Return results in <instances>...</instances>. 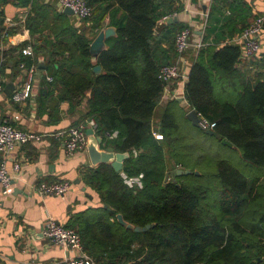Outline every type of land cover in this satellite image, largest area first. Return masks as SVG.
<instances>
[{"label": "trees", "instance_id": "16d2710c", "mask_svg": "<svg viewBox=\"0 0 264 264\" xmlns=\"http://www.w3.org/2000/svg\"><path fill=\"white\" fill-rule=\"evenodd\" d=\"M38 1L19 3L30 5L25 26L44 44L32 39L31 56L21 50L17 56L0 50L2 73L10 63L19 72L21 62L25 67L38 65L36 55L42 54L47 65L38 76L42 97L56 90L58 101L67 100L71 105L84 101L83 119H94L96 134L118 131L109 142L115 150L129 152L122 170L143 173L139 189L127 187L119 171L106 163L83 171L85 184L97 192L102 203L74 215L66 224L80 234L84 252L98 264H262L263 178H248L229 161L218 159L217 182H191L189 174L200 177L202 173L194 174L197 167L187 165L181 129L188 122L194 132L219 142L226 138L240 149L245 161L264 168V63L246 61L256 55L242 58L240 45L233 42L202 45L190 66L183 95L190 108L215 122L218 136L193 126L184 108L179 109L182 116L178 118V110L170 106L177 103L173 99L158 120L162 138H156L151 120L163 91L158 69L176 60L171 31L180 25L166 19L158 25L157 20L182 5H174V0H86L92 14L76 27L70 22L71 15L56 10V0ZM234 1L212 0L207 23L211 18L217 21L213 16L229 7L242 26L247 25L249 4ZM106 15L116 35L105 39L106 48L94 63L89 44L104 27ZM2 16L0 10V43L14 31L2 24ZM230 20L235 19L231 16L227 22ZM28 45L24 43L22 48ZM96 63L101 66L99 73L93 71ZM175 167L192 172L169 174L165 180L166 171ZM117 213L134 226L155 225L135 231L121 225Z\"/></svg>", "mask_w": 264, "mask_h": 264}, {"label": "crops", "instance_id": "0c3cea01", "mask_svg": "<svg viewBox=\"0 0 264 264\" xmlns=\"http://www.w3.org/2000/svg\"><path fill=\"white\" fill-rule=\"evenodd\" d=\"M47 1L39 0L38 2L47 3ZM243 1L250 6L247 9L249 14L247 23L258 13H264V0ZM234 2L238 3V0ZM211 3L212 0H174L173 2L174 5L182 6L178 11L170 13L175 18L167 22L180 24L174 26L171 32L175 34L180 27L189 26L193 36L187 49L180 56H176V60H179L181 76L162 91L159 104L155 108L151 120L154 133H158V120L166 104L171 100L177 101L170 106L178 110L177 116L180 119L182 113L179 109L184 108L187 111L190 108L184 98L183 89L190 66L198 51L194 43L201 41L203 45H206L216 41L233 42L241 47V30L238 29L243 27L241 19L238 16L236 18L235 13H232L233 10L226 7L213 16L218 19L217 21L211 18L207 23ZM238 6L237 9L241 5ZM0 10L3 11L2 24L14 29L13 33L11 32L0 43V50H7L13 56H17L20 55L22 45L28 43L30 46L32 39L37 40L35 42L38 45L44 44L43 40L36 39L37 33L31 35L25 26L26 17L31 12L29 4H21L19 0H6L4 4H0ZM56 10L62 11L58 4ZM245 10L243 8L242 11L245 12ZM71 16L70 22H73L76 27L79 26L80 22L74 15ZM231 16L235 19L233 23L232 20L227 22ZM103 21L104 27L109 25V16L106 15ZM226 22L230 23L229 28ZM158 25H161V22ZM36 56L45 64V57L42 54ZM255 60L258 63H264V32L259 53L254 59L246 61L254 64L252 62ZM10 64L3 72L4 88L7 83H13L12 91H14L24 84L27 74L24 69L19 72ZM261 69L264 71V66ZM4 88L0 92V110L3 116L18 128L40 134L41 139L16 147L6 163L8 172L12 176V186L8 194L0 193V264H60L58 262L70 256L72 252L52 243L43 235L41 228L44 221L51 218L66 225L71 217L81 211L89 207L102 206L97 192L89 188L83 180V171L92 166L86 148L68 154L61 139L56 135L58 131L73 125L74 122L86 120L83 119L86 112L85 102L71 105L67 100L58 101L55 99L58 94L56 90L42 97L40 92L42 84L38 75L27 100L13 102L10 99L11 93L9 95L5 93ZM109 141V139L103 140L104 147L111 145ZM14 163H19V171L13 170ZM55 180H67L72 185L63 195H39L36 192L35 187L40 182L48 183Z\"/></svg>", "mask_w": 264, "mask_h": 264}, {"label": "built area", "instance_id": "2783aa9c", "mask_svg": "<svg viewBox=\"0 0 264 264\" xmlns=\"http://www.w3.org/2000/svg\"><path fill=\"white\" fill-rule=\"evenodd\" d=\"M61 9L65 6L70 7L76 20L81 23L83 19L89 18L92 14V8L87 4L86 0H56ZM166 15L159 20L166 19ZM264 32V13L255 16L240 32L241 42V57L249 58L259 53L261 49V39ZM192 29L189 26H184L177 30L174 34V50L180 56L190 45V36ZM198 50L203 44L201 41L193 44ZM22 54L31 56L33 54L31 46H26L21 49ZM26 71V81L19 88L11 92L10 99L13 102L27 100L30 97L33 82L36 78L37 65L35 63L25 67L24 62L19 65ZM181 76L179 60L166 62L158 69V78L163 83V91L166 90L169 84ZM51 75H46L48 82L52 81ZM4 75L0 69V92L4 88ZM200 129H214L215 122L208 120L206 117L198 113ZM92 128L95 131L96 122L93 118H88L80 121L75 125H71L57 132V137L61 139L64 149L68 154L84 150L87 142V128ZM118 135L117 130L105 131L104 138L112 140ZM156 138H162L160 133H154ZM41 139V135L32 131H27L16 127L10 123L1 113L0 110V193L6 195L10 192L12 186V176L7 169V160L16 147H19L28 142H35ZM136 154V151L133 150ZM19 163L13 164V170L19 171ZM119 175L123 183L129 188L143 187V173L128 174L124 170H119ZM72 183L67 180H55L52 182H40L35 190L39 195H63L71 187ZM41 231L44 236L56 245L63 246L71 250L72 254L60 260V264H98L87 253L84 252L80 234L73 228L65 224L58 223L54 219L48 218L42 224Z\"/></svg>", "mask_w": 264, "mask_h": 264}, {"label": "water", "instance_id": "95a60500", "mask_svg": "<svg viewBox=\"0 0 264 264\" xmlns=\"http://www.w3.org/2000/svg\"><path fill=\"white\" fill-rule=\"evenodd\" d=\"M62 11L68 15H74L73 10L68 6H65L62 9ZM172 18L174 19L175 17L167 16L166 21H171ZM114 35H116L115 26L107 25L106 27L101 28L98 31V33L93 37V39L91 40L89 44V52H90V57H91L92 62L95 63L101 51L106 48L105 39L110 36H114ZM37 68L38 69L36 71V75L40 76L47 69V65H45L42 62V60H39ZM93 71L95 73H99L101 71V66L96 63L93 66ZM13 88H14L13 83H7L5 85L4 91L5 93L9 95L11 91L13 90ZM87 94L89 95V92ZM185 116L191 122L193 126L200 128L199 123H198L199 121L198 112L194 108H189L186 111ZM203 131L209 135H213L215 137L218 136L217 132L214 129H204ZM86 133H87L86 151H87V155H88L91 165L96 166L101 163H106V164L111 165L113 169L116 171L121 170L123 160L129 156V152L128 151H124V152L115 151L111 145H107L104 147L103 136L96 134L94 129L90 127L86 129ZM221 142L225 145H228L231 147L233 146V144L230 141H228L226 138H222ZM188 173H190V170L176 167V168L167 170L165 173L164 179L166 180L169 174L176 176V175L188 174ZM116 219L121 225L127 228H132L135 231H143L149 228L150 226L155 225V223H151V224H146L145 226H142V227L134 226L133 224L126 221L120 213L116 214ZM56 222L59 223L58 220Z\"/></svg>", "mask_w": 264, "mask_h": 264}, {"label": "rangeland", "instance_id": "374dc122", "mask_svg": "<svg viewBox=\"0 0 264 264\" xmlns=\"http://www.w3.org/2000/svg\"><path fill=\"white\" fill-rule=\"evenodd\" d=\"M192 36L193 34L190 36V42ZM232 96L233 95H231V97ZM181 131L184 136V147L188 152L187 165L189 167H197V169L193 171L194 174L202 173L200 177H194V175L189 174L188 179L191 182H198L205 185H213L217 182L215 175V161L218 159L229 161L248 178H251L254 175H260L264 182V168L252 165L245 161L242 158L239 148L225 145L211 136L194 132L188 122L182 127ZM262 264H264V261Z\"/></svg>", "mask_w": 264, "mask_h": 264}]
</instances>
